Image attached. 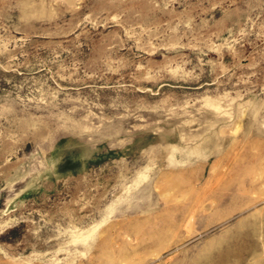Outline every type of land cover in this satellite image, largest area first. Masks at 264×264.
<instances>
[{
	"label": "rangeland",
	"instance_id": "obj_1",
	"mask_svg": "<svg viewBox=\"0 0 264 264\" xmlns=\"http://www.w3.org/2000/svg\"><path fill=\"white\" fill-rule=\"evenodd\" d=\"M0 264H264V0H0Z\"/></svg>",
	"mask_w": 264,
	"mask_h": 264
}]
</instances>
